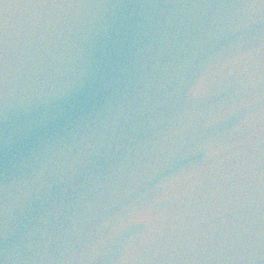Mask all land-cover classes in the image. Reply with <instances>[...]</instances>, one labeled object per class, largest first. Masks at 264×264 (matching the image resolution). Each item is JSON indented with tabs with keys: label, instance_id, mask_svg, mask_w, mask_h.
<instances>
[{
	"label": "water",
	"instance_id": "1",
	"mask_svg": "<svg viewBox=\"0 0 264 264\" xmlns=\"http://www.w3.org/2000/svg\"><path fill=\"white\" fill-rule=\"evenodd\" d=\"M0 264H264V0H0Z\"/></svg>",
	"mask_w": 264,
	"mask_h": 264
}]
</instances>
